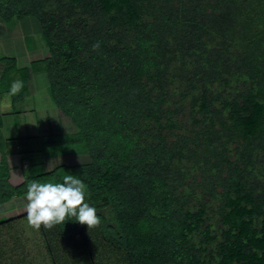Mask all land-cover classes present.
Segmentation results:
<instances>
[{
    "label": "trees",
    "instance_id": "obj_1",
    "mask_svg": "<svg viewBox=\"0 0 264 264\" xmlns=\"http://www.w3.org/2000/svg\"><path fill=\"white\" fill-rule=\"evenodd\" d=\"M26 16L48 49L29 66L75 132L0 138V204L74 175L101 223L8 236L23 213L0 221V253L27 229L51 264L52 247L61 264H264V0H0L3 22ZM28 68L1 57L0 95L22 72L23 99ZM74 147L88 159L32 170Z\"/></svg>",
    "mask_w": 264,
    "mask_h": 264
},
{
    "label": "rangeland",
    "instance_id": "obj_2",
    "mask_svg": "<svg viewBox=\"0 0 264 264\" xmlns=\"http://www.w3.org/2000/svg\"><path fill=\"white\" fill-rule=\"evenodd\" d=\"M0 21V26L2 27V29L0 30V57L16 58L17 66L19 67V65L23 66L24 64H26V62H28V60H30L31 58H39V56H42L41 52L44 48L46 49V45L42 38L39 24L33 16H26L19 19H13L10 23H5L2 20ZM28 67V72L30 74L29 76L32 83L35 85L38 91L42 92V94H38L39 96L34 95L32 98H30L29 100H25L23 104L20 105V107L25 106V108L28 109L29 113L25 114L22 112L18 119L16 118L15 123L13 122L14 120L5 119L6 127L3 128V133L7 136H19V134L21 133L30 134L32 132L35 134V132H43L42 130L45 128L46 124H42L44 122L42 117L48 115V121L52 122V115L57 116V113H59V109L56 107L51 97L48 96V92L47 94L45 93L48 86V80L45 73L42 71L36 72V66L34 65ZM17 74L18 73L15 74L16 78L15 80H12L11 86L14 81H17V79L21 77L22 72L19 75ZM26 96L27 95H25L23 98L25 99ZM7 110L8 108L5 109V112ZM63 127L65 128V126ZM63 127L62 129L59 127L56 129L53 126H49L47 128L48 130L51 129V135H55L53 133L56 132L71 134L69 130H66V128L64 129ZM9 149H11V147H9ZM75 150L79 149H76V147H74L69 150L66 149L65 152L58 153L57 155L47 156L41 154H34L33 156L36 158L42 157L45 160L48 159V165H50L51 163H55L56 165L75 164L85 161L83 160L84 156H81V154L75 152ZM25 166H27L26 163ZM32 168L33 171L38 172L47 170V167L43 164L33 165ZM103 214L108 217L110 222H113L112 215L108 209L103 210ZM20 224L25 225L28 224V222L27 220H25L23 222L10 225L7 227L10 229H8L5 233L8 236L12 235L13 237H15L19 233L15 230ZM11 227H13L14 229H11ZM24 234L26 236L24 242L16 239H12L8 242V248H12V251L10 250L6 254L5 249L2 250V252L0 253V264H21V258L27 259L30 264H51V257L49 258L47 248H45L44 246H38V236L36 235V233H34V231L32 232L26 229ZM48 242L49 244H53V240L49 239ZM53 249L55 248L52 247L51 252L55 264H61V260L56 255V252ZM98 255L99 257L93 259L94 264H126V260L119 258L117 254H111L108 256V252H106L102 255ZM77 258L78 260L75 264H89L90 262V259L86 256V254L82 253V251L79 257Z\"/></svg>",
    "mask_w": 264,
    "mask_h": 264
},
{
    "label": "clouds",
    "instance_id": "obj_3",
    "mask_svg": "<svg viewBox=\"0 0 264 264\" xmlns=\"http://www.w3.org/2000/svg\"><path fill=\"white\" fill-rule=\"evenodd\" d=\"M93 47H98V44ZM22 87V81H14L12 94H18ZM86 197L87 186L74 175H65L62 182L32 181L25 194L28 225L36 230L41 227L51 230L69 218H75L88 230L97 228L101 219L96 209L86 202Z\"/></svg>",
    "mask_w": 264,
    "mask_h": 264
},
{
    "label": "crops",
    "instance_id": "obj_4",
    "mask_svg": "<svg viewBox=\"0 0 264 264\" xmlns=\"http://www.w3.org/2000/svg\"><path fill=\"white\" fill-rule=\"evenodd\" d=\"M1 29H2V27L0 26V30ZM41 55L42 56L41 57L39 56V58H33V59L31 58L30 60H28V62H26V64H24L23 66H20L19 65V67L21 68V67L29 66V64L33 60H37V59H41V58L46 57L48 55V49H47V47H46V49L44 48L42 50ZM39 72H41V71H39ZM47 92H48V96H50L49 85L47 86V89H46V92L45 93L47 94ZM38 94H42V92H40V91H38L36 89L35 85L32 83V81L30 79L29 80V84H28V91H27V94H26L27 96H26L25 99L23 98L24 100L21 99V100L14 101L12 99L11 93H8V94L5 93V94H1L0 95V119H1V123H0V138H2V139L5 140V139H9V138H16V137L20 138V137H24L26 135H44V136H48V135L51 134V132H50L51 129L48 130V128H47L49 126L50 127L53 126L56 129L58 127L62 129V127L65 126L66 130H69L70 133L75 132V127L73 126V124L70 121V119L68 117L64 116L63 113L59 110V113H57V116L52 115V119H53L52 122H49L48 121V115H46L45 117H42V119L44 120V122L42 124H46L45 125V128L42 130L43 132H39V133H36L35 132V134L32 133V132L30 134H22L21 133V134H19V136H7V135H5L3 133V128L6 127V121H5V119H7V120H9V119L10 120H14L13 122L15 123L16 118L18 119V117L22 114V112L25 113V114H28L29 113L28 109H26L25 106L24 107H20V105H22L25 100H29L30 98H32L34 95L39 96ZM7 95H8V97H7ZM14 104H15V106H14ZM7 108H8L9 111L7 110L5 112V109H7ZM59 119H60V121H59ZM61 133H63V132H61ZM61 133L60 132H56V133H53V134H61ZM66 133H67V131H66ZM75 152H78L79 154H81V156H84L83 157L84 158L83 160L86 161L88 159L87 155L83 152V150H75ZM8 159H9V162L11 164L15 160H19L16 154H10V155H8ZM33 159L34 160H37V161H41V159H42V162L39 163V165H42V164L45 165L47 167V170H50L54 166H56L55 163H51L50 165H48L47 164L48 163L47 162L48 159L45 160L42 157H37L36 158V157L33 156ZM24 162L27 163V166H25V165L24 166L25 167H28V165H29L28 159H25ZM11 175H12V180L15 183L21 181V175H22V173H21V171L19 169H15L13 167V172H11ZM26 204H27V201L25 199V195H23L21 197H13L8 202L3 203V204H0V221L3 220V219L12 218L14 216L21 215V214L25 213Z\"/></svg>",
    "mask_w": 264,
    "mask_h": 264
},
{
    "label": "built area",
    "instance_id": "obj_5",
    "mask_svg": "<svg viewBox=\"0 0 264 264\" xmlns=\"http://www.w3.org/2000/svg\"><path fill=\"white\" fill-rule=\"evenodd\" d=\"M25 163H26V162H24V165H25ZM26 165H27V163H26Z\"/></svg>",
    "mask_w": 264,
    "mask_h": 264
}]
</instances>
